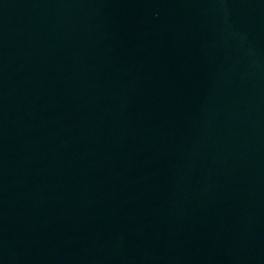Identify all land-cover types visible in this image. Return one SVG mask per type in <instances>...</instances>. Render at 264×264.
Listing matches in <instances>:
<instances>
[{"label":"water","instance_id":"1","mask_svg":"<svg viewBox=\"0 0 264 264\" xmlns=\"http://www.w3.org/2000/svg\"><path fill=\"white\" fill-rule=\"evenodd\" d=\"M0 264H264V0H0Z\"/></svg>","mask_w":264,"mask_h":264}]
</instances>
